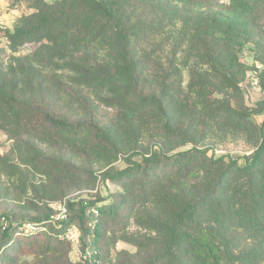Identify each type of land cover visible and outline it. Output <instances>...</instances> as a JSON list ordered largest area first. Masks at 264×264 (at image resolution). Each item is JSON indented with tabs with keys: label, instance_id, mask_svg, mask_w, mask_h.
Returning a JSON list of instances; mask_svg holds the SVG:
<instances>
[{
	"label": "trees",
	"instance_id": "1",
	"mask_svg": "<svg viewBox=\"0 0 264 264\" xmlns=\"http://www.w3.org/2000/svg\"><path fill=\"white\" fill-rule=\"evenodd\" d=\"M25 1L30 12L7 38L14 52L36 48L0 47V131L14 155H0V200L42 203L27 223L48 233L17 236L11 222L0 264L19 254L73 264L67 223L49 204L98 182L120 190L67 203L77 264H264V107L234 105L249 29L163 0ZM221 118L263 130L252 154L202 145ZM120 241L138 248L135 260L122 259Z\"/></svg>",
	"mask_w": 264,
	"mask_h": 264
},
{
	"label": "rangeland",
	"instance_id": "2",
	"mask_svg": "<svg viewBox=\"0 0 264 264\" xmlns=\"http://www.w3.org/2000/svg\"><path fill=\"white\" fill-rule=\"evenodd\" d=\"M171 5L184 9L185 12L193 13H218L220 18L227 19L239 25L247 27L252 36V42L245 44L243 51L239 54V61L243 65L241 69L245 72V76H241L242 96L235 99L234 105L237 108H250L260 110L264 107V89L261 83L264 82V77L261 74L264 71V0H215L208 4H198L203 0H197L193 6L189 7L184 0H163ZM3 13L0 17V47L5 51L6 55L25 54L31 52L36 46H25L18 52H14L10 47L8 33H12L18 24L19 18L23 13L30 12V3L23 0H0ZM187 78V74H185ZM264 117L257 115L255 120L261 126ZM217 125L204 127V132L209 134L202 145L211 147L216 156L231 155L233 157H246L254 152L257 148L260 139V129H249L244 127L240 121H230L225 118L219 120ZM260 128V127H259ZM203 129V127H200ZM13 141L0 131V155H8L14 157L12 154ZM240 165L245 164V160H240ZM117 167L124 168L125 164L118 163ZM119 185L107 182L105 184H96L94 188L88 184H81L70 188L66 196H61V200L56 203L49 204L53 210L54 221H64L67 223L65 229V237L72 245V250L69 253L70 260L73 264H77L81 257V242L78 226L74 225V215L67 209L69 200L76 199H105L110 194L119 191ZM42 204V203H41ZM38 201H31L30 205L22 206L11 200H0V234L6 232L4 227H11L10 223L14 225L12 230L18 235L34 233L35 231H42L48 233L45 228L38 225L27 223L31 219L38 216L36 206H42ZM45 205V203L43 204ZM25 223V224H24ZM19 225V226H18ZM131 232H135L137 228L131 224L129 227ZM116 250L118 252H125L129 255L123 260L133 259L132 256L138 253V248L130 243L120 241ZM17 264H35V257L32 255L13 256ZM126 257V256H125ZM135 260V259H133ZM135 262V261H132Z\"/></svg>",
	"mask_w": 264,
	"mask_h": 264
},
{
	"label": "built area",
	"instance_id": "3",
	"mask_svg": "<svg viewBox=\"0 0 264 264\" xmlns=\"http://www.w3.org/2000/svg\"><path fill=\"white\" fill-rule=\"evenodd\" d=\"M2 13H3V9H2L1 3H0V17H1V15H2ZM96 213H97V212H96Z\"/></svg>",
	"mask_w": 264,
	"mask_h": 264
}]
</instances>
